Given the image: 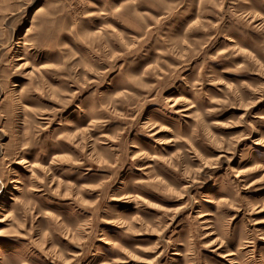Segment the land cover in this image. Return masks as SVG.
Instances as JSON below:
<instances>
[{"label": "rangeland", "instance_id": "1", "mask_svg": "<svg viewBox=\"0 0 264 264\" xmlns=\"http://www.w3.org/2000/svg\"><path fill=\"white\" fill-rule=\"evenodd\" d=\"M0 264H264V0H0Z\"/></svg>", "mask_w": 264, "mask_h": 264}]
</instances>
